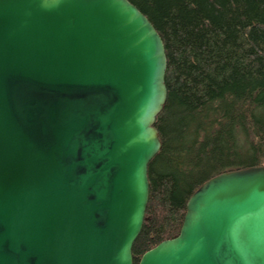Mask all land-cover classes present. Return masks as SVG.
I'll return each mask as SVG.
<instances>
[{
  "label": "water",
  "instance_id": "1",
  "mask_svg": "<svg viewBox=\"0 0 264 264\" xmlns=\"http://www.w3.org/2000/svg\"><path fill=\"white\" fill-rule=\"evenodd\" d=\"M166 66L129 0H0V264H134ZM185 209L137 264H264V165Z\"/></svg>",
  "mask_w": 264,
  "mask_h": 264
},
{
  "label": "trees",
  "instance_id": "2",
  "mask_svg": "<svg viewBox=\"0 0 264 264\" xmlns=\"http://www.w3.org/2000/svg\"><path fill=\"white\" fill-rule=\"evenodd\" d=\"M155 27L167 66L161 148L133 263L181 227L209 178L264 165V0H129Z\"/></svg>",
  "mask_w": 264,
  "mask_h": 264
}]
</instances>
